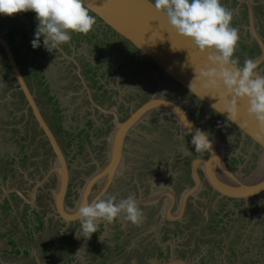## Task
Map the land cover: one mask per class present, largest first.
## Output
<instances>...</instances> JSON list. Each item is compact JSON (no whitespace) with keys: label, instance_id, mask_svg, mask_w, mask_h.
<instances>
[{"label":"rangeland","instance_id":"1","mask_svg":"<svg viewBox=\"0 0 264 264\" xmlns=\"http://www.w3.org/2000/svg\"><path fill=\"white\" fill-rule=\"evenodd\" d=\"M243 2L245 5H241L240 9H238L234 1L221 0L222 5L233 10L234 15L231 26L239 29L240 40L234 53V58L239 59L241 66L246 59H251L259 52V46L257 44L252 43L251 49L249 48V40L243 32V26L245 27L247 24L245 17V6L247 7V3L246 1ZM255 4L254 11L256 14L262 15L260 13V3L256 2ZM37 24L36 14L33 11L20 12L12 16L0 14V34H3L9 40L10 44L13 45L12 49L16 54L18 64L21 66V71L23 70L22 73L26 77L24 78L27 84H29L28 86L34 93H38V98H36L40 103V107L43 109L42 113L44 118L49 124L53 125L54 120L52 119L53 121H51V117H57L56 123L58 127L55 125L54 130L55 132L59 131L62 136L60 139L61 148L68 150L66 159L70 168L69 188L78 191L81 189L85 178L95 168V166L88 168V160L95 158L96 153H100L97 147L91 148L87 145H83L82 147V134L86 135V138H90L92 141L91 145H93L98 141L97 139L94 140L99 133L98 128L105 127L103 130H100L101 132L108 131L105 135L110 130L108 126L102 123V119L98 118V113H93L91 108L97 102L95 99L89 102L91 97L88 94L94 89L98 90L103 96L110 97L109 104L107 102L102 103V108L106 106L109 109L115 110V105L123 102L122 106L119 107V109L121 108V112L124 106H128V103L134 105L136 102L153 95H161V97L167 96L174 99L175 94H173L172 89L169 90L160 74L155 72L142 57L137 55L127 44L106 30L98 22H96L93 30L87 35L76 32L70 33L72 37L70 45H74L75 57L72 56L73 58L71 59L74 64L64 63V65H67L65 72L58 67L60 64H57V61L61 60L54 58L57 56L56 53H48L49 51L43 46L42 36L40 38V47L35 49H42L46 52L44 57L46 66L42 68L31 67L26 61L29 58V49L33 48L31 41L35 38L34 33ZM257 24H259V21ZM259 27L261 30V24ZM65 46L67 44L60 45V50H63ZM80 56L87 62L84 64L85 67L81 64ZM261 67L264 74V61ZM4 68H7V66L3 52L0 49V147L7 150V153L13 157L14 163L10 164L19 167L18 170L21 172L18 174V171H11L13 173L12 177H15L14 180L17 182L18 189H16L23 193V195L26 194L24 196L28 199V197L33 196V188L43 178L45 171L49 167L50 161L52 160V153L48 149V145L40 135V132H37V135H31L32 129H36L33 122H31L32 126L30 124L27 126L23 125L25 118L29 117L31 119L29 111L24 107L22 111L27 113L26 117L24 116L22 119L20 118V121L6 126L2 124L6 119L10 120L13 118L14 120H18L19 116L17 114H20V110L16 108H18L17 105L23 104V99L17 103L18 94L10 95L12 90L16 91L14 89L16 84L10 72L7 75L3 74L4 71H1V69ZM65 75H67L66 78H64ZM90 75L95 76V78H85V76ZM77 77H80L81 80ZM83 78L89 81V85H79L80 83H86ZM41 91L44 94H41ZM52 92L57 97H52ZM10 96H12V99ZM56 99L61 101L62 106L67 107L62 112L63 116L60 120L58 119L60 117V114H58L59 110H56ZM120 99L124 101H120ZM111 100H115L116 102L113 103ZM187 106L192 111L195 121L201 124L207 133L216 135L217 146L221 148L223 154L228 159L230 168L232 170H237L238 168L241 172L244 170L246 174L251 171L254 167L258 151L255 150L251 153L250 141L240 136L234 129L224 121L218 119L214 114L210 112L204 113L199 104L187 103ZM8 108L14 109V117L10 114L7 115ZM85 109L89 110V115L94 121V124L89 128H84V131H81L78 130V127L81 128L85 123V119H87L85 113L83 114ZM121 112L119 111L120 115ZM151 114L140 125L136 126L137 131L130 133L134 141L128 139L125 142L126 148L124 150L125 157L123 163L125 167L122 169L119 177L115 179L116 181L113 186L109 189L111 190L109 194H115L116 191H124L128 183L124 178L125 176L128 177V175H132L134 172L136 173L137 170L140 172L143 169L151 170L149 173L153 179L158 178L162 181H168L169 185L175 189L176 200L172 208L177 209V196L186 184L189 183L187 161L199 152L189 151V154L186 156V149H184V142L186 141L182 140L184 134L179 131V127H176L174 123L173 125H159V117L156 116L159 112H156V115L154 113ZM162 121L164 120L161 119L159 122ZM94 126L97 128H94ZM4 127L19 129L18 131L21 133L23 139L16 138L14 140V138H10L9 135L11 134L4 131L2 129ZM24 127L26 128L23 129ZM84 127H87V125H84ZM63 130H66L67 133H63ZM137 132L143 133L144 137L141 138L140 135L136 134ZM141 155L145 156L146 159H141ZM97 158L93 161L96 165L104 159L99 156ZM181 173H183L182 179L178 177ZM142 179V176H140V180ZM53 185L54 183L52 184V182L50 184L48 182H42L37 185L38 193L41 192L45 198V200H42L44 201V208H49L50 206V190L53 188ZM129 193H131V190L130 192H124L122 195L117 196V201L126 198ZM212 194L214 193H202L197 194L195 196L196 198H189L184 213V217L189 221L185 231L179 232L176 230L169 232L165 230L164 228L167 226L170 227L173 225V222H169L166 219L158 221L154 213V216H150L151 218L145 223V226H142L140 233L142 230L144 232L135 237L137 233L135 229V231L126 237V241L128 242L126 244H120L121 249H124L127 245L128 249L133 246L132 249L134 248V250L131 254L137 256V253H140L139 249L144 246L151 248L146 249L149 252L142 255L143 259L148 262L146 264H163L169 255L185 258L191 264H264V194L256 198V204L260 207L259 210H255L253 203L251 209L245 208L243 210V206H240L241 203L238 202L239 207L238 205L235 206L234 212L226 211L223 204L218 205ZM38 196H36L37 201ZM70 196L73 200L76 193L73 195L70 194ZM144 201L147 200L145 199ZM15 204L17 206V203ZM35 204L37 205V202ZM164 204L165 202L158 204L160 211L164 208ZM260 210L262 211V217L258 221V213ZM214 211L218 212L213 213ZM212 213L214 216L213 219H210ZM33 215L34 212L31 211L32 218ZM209 216L211 217L209 218ZM2 217L4 216L2 215ZM120 217L123 219L125 215L121 213L117 220ZM142 220H146V218ZM29 221L34 223L32 219H29ZM40 222H42V219H40ZM239 223H241L240 226ZM44 224H42L41 229L37 233H43ZM109 224L111 223L102 221L98 228L101 231L97 232L92 242H88L81 235V221H79L78 231H76V243L69 246L67 251V254L74 259L69 264H73L75 261H78L77 264H133V255L124 258V255L118 252L115 255L111 253V256L104 257L103 259H99L100 257L97 256L100 250V248L95 249L98 246L97 240L101 242L102 237L106 236L107 230L105 229H108ZM206 224L215 227L211 230V228L205 227ZM51 228L52 226L49 225L46 229L47 233L51 231ZM23 232L25 234L23 233L21 235L20 244H17L15 241H13L12 245L8 244L10 247H15L18 250L20 245L24 246L25 249H23V252L20 250L15 254H11L7 247H4V240L0 237V264H57L54 261V257L46 256V253L50 254L53 252V246H50L51 238H48L47 244L36 245L33 243L35 237L31 239L24 227ZM69 233L74 234L72 230H68L67 234ZM61 234L57 237L60 238ZM63 242L62 237L61 244ZM130 242L133 245H130ZM45 247L46 251L43 249ZM167 247L170 250L168 253H166ZM25 250L27 252L26 254ZM163 251L165 252L163 253ZM230 254L232 255L230 256ZM92 256L95 258L92 259Z\"/></svg>","mask_w":264,"mask_h":264},{"label":"water","instance_id":"2","mask_svg":"<svg viewBox=\"0 0 264 264\" xmlns=\"http://www.w3.org/2000/svg\"><path fill=\"white\" fill-rule=\"evenodd\" d=\"M244 1L247 3L248 25L251 34L259 46L258 54L254 55L251 60L257 65V75H264L261 68L264 61L263 37L253 28L251 1ZM84 3L89 8V13L102 26L123 40L143 60L150 63L155 72H159L162 77L175 84L177 99L173 101L166 97L153 95L129 110L123 120H118L113 112V128L108 138V161L102 166L95 167L85 178L81 189L78 190L79 196L73 200V205L68 207L65 205L64 199L69 185V169L64 153L40 113L39 107L15 62L9 42L0 34V48L3 50L7 66L13 75L16 84L14 88L21 92L26 107L29 108L37 128L42 132L53 154V160L39 183L54 178V185L51 189L54 215L65 223L79 220L80 207L91 203L100 196L119 173V166L123 160L124 135L129 130L136 129L135 126L153 111H158L172 119L179 127V131L190 137V146L194 148L191 144L192 135L195 134L197 128L201 131L203 128L197 125L189 113L186 104L188 100L198 102L204 113L211 112L222 119L240 136L248 139L251 146H256L259 151L254 167L247 174H243L238 168L232 170L227 165L221 148L217 146L216 135L208 133V138L212 141V148L206 152L205 157L196 155L190 160L189 170L192 184L181 191L176 216L182 211L187 198L196 196L203 188V180L218 197L247 200L264 194V131L261 130L254 118L248 116L247 98L238 99V115L237 121L234 123L227 118L224 101L218 100L217 92L203 88V80L194 79L202 69L208 70L213 67L209 62L212 53L201 52L189 38L183 37L171 29L166 16L156 11L153 0H84ZM191 82L192 91L190 92ZM221 90L223 89L221 88ZM95 184L97 186L93 191L92 186ZM165 193L170 198L167 204L172 207L175 196L173 197L169 190ZM136 201L138 202V200ZM147 201L152 204V200ZM148 202L145 203L149 204ZM165 212L167 214V207ZM167 218L175 219V215L171 214V217L167 216ZM163 264L191 263L185 258L170 256Z\"/></svg>","mask_w":264,"mask_h":264},{"label":"clouds","instance_id":"3","mask_svg":"<svg viewBox=\"0 0 264 264\" xmlns=\"http://www.w3.org/2000/svg\"><path fill=\"white\" fill-rule=\"evenodd\" d=\"M154 6L157 12L166 16L171 29L189 38L201 52L212 53L209 62L213 67L202 69L194 79L203 80V88L217 92L218 100L224 101L227 118L235 123L237 101L247 98L248 116L254 118L264 131V75H257V65L253 60L246 59L241 66L239 59L234 58L240 37L239 29L231 26L233 10L222 5L221 0H154ZM27 11L35 12L38 21L32 47H40L42 36L43 46L49 52L70 43L71 32L87 35L96 24L84 0H0V14L12 16ZM189 88L191 92L192 82ZM16 92L21 94L18 90ZM22 99V108L32 116L23 96ZM39 132L47 144L42 132ZM191 144L195 152H208L212 148L208 133L199 128L192 135ZM118 195L101 193L91 203L80 207L78 218L83 237L90 238L98 231L102 221L112 223L121 213L133 225L142 221L143 211L138 207L135 194L129 193L126 198L117 201Z\"/></svg>","mask_w":264,"mask_h":264},{"label":"crops","instance_id":"4","mask_svg":"<svg viewBox=\"0 0 264 264\" xmlns=\"http://www.w3.org/2000/svg\"><path fill=\"white\" fill-rule=\"evenodd\" d=\"M231 1H234L235 4H237L238 9H240V6L244 4V2H243L244 0H231ZM250 1H251L250 6H251L252 19H253V28H254L255 32H257L260 36H262L264 38V0H250ZM256 2L260 3V6H261L260 13L262 15H259L258 13L256 14V12L254 11V7L256 5L255 4ZM241 9H242V7H241ZM245 13H246L245 17L247 20L246 21L247 24L245 27L243 26V28H244L243 32L245 33V35H247V38L249 40L248 43H250L252 41L253 36L251 34L250 26L248 25V10H247L246 6H245ZM258 21H259V24H257ZM260 24H261V30L259 29ZM257 25H258V27H257ZM249 48L251 49V45L249 46ZM74 51H75L74 45L71 46L70 43H68L67 46H65V48H63V50H60V47H59L57 50L54 49L53 51L48 52V53H53V52L56 53L57 56L54 58L61 60V61H57V64H60L58 67H60V69H63V71L65 72V69L67 70V67H66L67 65H64V63L74 64V62H72V60H71L73 57H75ZM45 53L46 52L42 49H33V48L29 49V51H28V54H29L28 55V57H29L28 62L33 63V65L31 64V67L33 66V67L42 68L43 66H46V62H44L45 61L44 60ZM30 63H29V65H30ZM85 78H90V76H85ZM118 78H119V74H118ZM78 79H80V77ZM29 89H30V87H29ZM30 91L35 97L38 98V96H37L38 93H34L31 89H30ZM42 93L44 94L43 91H41V94ZM47 93L50 94L49 91H47ZM16 94L20 95V93L14 91V90H12V92H10V95H16ZM51 96L56 97V95H53V92H52ZM10 97L12 99V96H10ZM18 97L20 99V96H18ZM90 101H93V100L90 99ZM93 106L98 107V108H102L101 105H99V103L95 104ZM18 109L20 110V114H17L19 116L18 120H14L13 118H11L10 120L6 119L3 121V123L2 122L1 123L4 124V126H6V125H9L11 123H16V122L20 121V118L22 119L24 116L25 117L27 116V114H25L26 112L22 111V109H23L22 107H20ZM9 114L12 115V117H14L15 111L13 108H8L7 115H9ZM22 114H23V116H22ZM28 119H29V117L25 118L24 123H23L24 126H27L25 121ZM31 120H33L32 116H31ZM21 122H22V120H21ZM13 128L14 127H11V128L4 127L2 129H4V131L8 132L9 134H11V135H9V137L14 138V140H16V138L17 139H21V138L23 139V137H21V133L18 131L19 129H16V128L13 129ZM25 128L26 127H24L23 129H25ZM86 128H89V125ZM123 150H125L124 147H123ZM7 152H8L7 150H4L0 147V237H2L4 240V247H7V249L9 250V252H11V254H15L17 251H20V250H22V252H23V249H25L23 245L19 246V250L16 249L15 247H10L9 245H12L13 241H15L17 244H20V240H21L20 237L24 233L23 232V227H24L27 230V233H29V236L31 239L35 237L33 239V241H34L33 243H35L36 245L42 244V243L47 244L48 238H51V240H50L51 245L50 246H53V248H52L53 252L50 254L46 253L47 257H54V261L57 264H69V263H71L74 259L69 254H67L68 247L66 248L64 246V242H63V244H61V238L63 235H61L60 238L57 237L59 235V232H60V234L62 232L60 226H62L63 221L54 215L55 212L53 209V198H52L51 193H50V197H51L50 206H49V208L45 209L44 206L39 204V201H41V202H43V201L39 200V199H38V201L36 200V198H37L36 196H38V194H39L38 189H37L38 184L35 186V190H32L33 196L32 197L27 196L28 199L24 196L26 194L23 195V193L19 192V190H17L18 189L17 182L14 180L15 177H12V175H13L12 172L18 171V174H19L21 171L18 170L19 167L11 165L14 163V159ZM123 153H125V151ZM140 158L146 159V157L143 155H141ZM123 163H124V154H123V160L119 166V169H120L119 173L117 174V176L114 178V180L111 182V184L108 187H112L116 181L115 179H117L119 177V175L121 174L122 169L125 167V166H123ZM146 169H147V166H146ZM150 171L151 170H149V171L144 170L145 174L142 175V174H140V171L137 170L136 173L134 172L132 175H128V177L125 176L124 178L126 181H128V183H127L124 191H116L115 190L116 191L115 194L118 193L119 194L118 196L122 195L124 192H126V193L130 192V190H131V193L135 194V199L138 200V202H137L138 207L143 211V218H146V220H142L138 225H133L130 221H126L125 217L123 218V220H122V217H120V219L117 220L116 223L112 222L111 224H109L108 226L110 227V229H109V227H108V229H105V230H107L106 236L102 237V241L99 242L100 250L98 251L99 253L97 255L100 257L99 259H101V258L103 259L104 257L111 256L112 255L111 253H114V255H115L116 253L119 252V253H121V255H124V258H128L131 255H133L134 256V259H132L133 264H146V263H148L146 260L143 259L142 255L144 253L149 252L146 249H151V248L144 246L143 248L139 249L140 253L142 252V254L137 253V256H136L135 254H131V252L134 250V248L132 249L133 246L128 249V245H127V246H125V248H124L125 250H124V249H121L122 247L120 244H126L128 242V241H126L127 240L126 237H128V235H130L131 232L135 231V229L137 230L135 237H137L139 234L144 232V230H142V232L140 233V230H141L142 226L144 227L145 223H147L149 221V219L151 218L149 216L150 213H148V216L150 218L147 216V209H149L152 206L156 210L157 205L159 203L161 204V203L165 202V204L163 205L164 208L160 211L159 205H158V209L156 210L157 214L155 212V218L158 216V221H162L161 219H166L167 221L170 222V221H174L175 219L178 221H180L183 218L185 219L184 214H183L184 209H182V211L180 212L179 215L175 216V219H168L167 218L166 212H165L166 207H167L168 212L170 214L175 215V212L177 213V209H173L171 207V205L166 204L167 200L170 198L167 197V193H165V191L169 190L171 192L172 196L174 197L173 187L171 185H169L168 181H162V180H159L158 178L153 179V177L149 173ZM140 176H142V178H143L142 180H140ZM190 184H191V182L189 179V183H187L186 186H188ZM13 187H14V189H13ZM108 187L103 192L106 195L109 194V192H107ZM93 191H95V189H93ZM190 197H192V196H190ZM193 198H196V197L193 196ZM145 199L146 200L150 199V201L152 200L151 201L152 204L149 203L148 201H144ZM12 202H13V204H12ZM35 202H37V205L40 208L35 204ZM145 202L146 203L148 202L149 204H146ZM174 202H175V200H173L172 203H174ZM15 203H17V206ZM31 211L34 212L33 218L31 217ZM2 215L4 217H2ZM152 216H154V215H152ZM39 217H41V218H39ZM29 219L34 220L33 221L34 223L29 221ZM40 219H42V222H40ZM43 223H45L43 233L42 232L37 233V231L41 229V226ZM49 225H51L52 228H51V231L49 233H47L46 229L49 227ZM78 227L79 226H75L74 232L78 231L77 230ZM113 227H116L118 230H113ZM129 227H131V228L129 229ZM98 231H99V229H98ZM109 231H110V233L111 232L113 233L112 237H114V239L112 237H110L111 235H110ZM51 233H52V235L50 237ZM65 233L66 232H64L63 234H65ZM121 236H122V238H121ZM74 243H76V241ZM5 244H6V246H5ZM71 245H69V246H71ZM130 245H133V244L130 242ZM155 245H157V244H155ZM43 249H44V251H46L45 250L46 247ZM123 250H124V252H123ZM26 253L27 252L25 250V254ZM29 253L31 254L30 250H29ZM170 256L171 255L168 256L167 260L169 259ZM94 258L95 257L92 256V259H94ZM141 259L144 261H142ZM125 260H127V259H125ZM167 260H165V262ZM49 263H51V262H49ZM77 263H78V261H75L73 264H77Z\"/></svg>","mask_w":264,"mask_h":264},{"label":"flooded vegetation","instance_id":"5","mask_svg":"<svg viewBox=\"0 0 264 264\" xmlns=\"http://www.w3.org/2000/svg\"><path fill=\"white\" fill-rule=\"evenodd\" d=\"M90 14V13H89ZM91 15V14H90ZM96 19V18H95ZM96 22H98L99 23V21L96 19ZM101 25V24H100ZM113 34V33H112ZM113 35H115V34H113ZM1 36L2 37H4L5 38V36L3 35V34H1ZM116 36V35H115ZM117 37V36H116ZM117 38H119V37H117ZM6 39V38H5ZM120 39V38H119ZM121 40V39H120ZM8 42H9V40H7ZM122 42H124L123 40H121ZM263 41H264V38H263ZM125 43V42H124ZM252 43H254L255 45H256V42L254 41V39L252 38V41L249 43L250 45L252 44ZM9 44H10V42H9ZM126 44V43H125ZM248 44V45H249ZM249 45V46H250ZM10 46H11V49L13 48V45L12 44H10ZM128 46V45H127ZM1 49V51L3 52V50H2V48H0ZM133 50V49H132ZM12 53H13V56H14V59H15V62H16V64L18 65V67H19V69L21 68V66H20V64H18V59H17V57H16V54H15V52H14V50L12 49ZM19 54V53H18ZM137 54V53H136ZM3 55H4V53H3ZM19 58V57H18ZM4 59H5V64H6V66H7V62H6V58H5V55H4ZM20 59V58H19ZM80 61H81V64L84 66V64L85 63H87L86 61H84V59H83V57H81L80 56ZM146 61V60H145ZM26 62H28V61H26ZM147 62V61H146ZM28 63H30V62H28ZM148 63V62H147ZM31 64L33 65V63H30V66H31ZM150 66H151V64L150 63H148ZM85 67V66H84ZM152 67V66H151ZM8 69V70H7ZM7 69L6 68H4V69H1V71H4V75L6 74H8L5 70H7L8 72H10V69H9V67L7 66ZM152 69H153V67H152ZM154 70V69H153ZM20 71H21V69H20ZM23 71V70H22ZM22 71H21V73H22ZM87 71H89V69H87ZM64 72V71H63ZM262 72H263V69H262ZM11 73V72H10ZM158 74H160L159 72H157ZM12 74V73H11ZM22 75L25 77V75L22 73ZM160 76L162 77V75L160 74ZM12 77H13V75H12ZM23 77V78H24ZM26 78V77H25ZM64 78H66V75L64 76ZM78 78V77H77ZM90 78H95V76H92V75H90ZM163 78V80H164V82H165V84H167V86H168V88H169V90H171L172 89V92H173V94H175V98L174 99H172V98H170V97H167V96H162V97H166V98H168V99H170V100H173V101H175L176 99H177V88H176V86H175V84L172 82V81H170L169 79H167V78H164V77H162ZM84 80L86 81V83H84V84H82V83H80L79 85L80 86H83V85H89V81L88 80H86L85 78H84ZM25 81H26V79H25ZM26 83H27V81H26ZM27 85H29V84H27ZM115 93V95H117L116 94V92H114ZM33 95V94H32ZM91 98V100L93 99H95V101L97 102H95L96 104H100V105H102V103H104V102H107L108 104H109V99H110V97L109 98H107V97H105V96H103L98 90H92L91 91V93L90 94H88ZM20 96V99H19V97H17V103H19V101H21L22 100V96L21 95H19ZM154 96H158V95H154ZM159 96H161V95H159ZM57 97V96H56ZM150 97V96H149ZM149 97H147V98H145V99H143V100H140V101H138V102H136L134 105H131L130 103H128V106L127 107H125L124 106V109L122 110V112H121V108L119 109V107L120 106H122V104H123V102H120V103H118L117 105H115L116 107H115V110L114 109H109V107H106V106H104V108H98V107H95V106H93L91 109L93 110V113H98V118L99 119H102V123L103 124H105L106 126H108L109 128H110V130H109V133H110V131L112 130V128H113V119H114V117H113V112L116 114V116H117V119L118 120H123L127 115H128V112H129V110H131V109H133L134 107H136V106H138L140 103H142L143 101H145L146 99H148ZM184 97V96H183ZM33 98H34V100L36 101V103H37V105H38V107H39V110H40V113H41V115H42V117L44 118V116H43V113H42V108L40 107V103L38 102V100H37V98L33 95ZM118 99V98H117ZM89 100V99H88ZM90 101V100H89ZM113 103H115L116 101L115 100H111ZM110 101V102H111ZM120 101H124V100H122V99H120ZM56 103V110H59V113L58 114H60L59 116L60 117H58V119L60 120L61 118H62V116H63V114H62V112L64 111V110H66L67 109V107L66 106H62L61 105V101L60 100H58V99H56V101H55ZM86 102H87V98H86ZM187 103H192V104H199L198 102H196V101H194V100H189V102H186V104ZM108 106V105H107ZM199 106L201 107V109H202V106L199 104ZM102 107V106H101ZM119 111L121 112V115L119 114ZM188 111H189V113L191 114V116L193 117V119H194V116H193V113H192V111L189 109V107H188ZM156 112H158V111H153V112H151L152 114L154 113L155 115H156ZM85 113V116H87V119H85V123H84V125H89V127L91 126V125H93L94 124V121L92 120V118L90 117V115H89V110H84V112H83V114ZM150 113V114H151ZM209 113V112H208ZM211 113V112H210ZM25 114H27V113H25ZM149 114V115H150ZM151 114V115H152ZM89 115V116H88ZM148 115V116H149ZM96 117H97V115H95ZM124 116V117H123ZM157 117H159V119H158V123H159V125H166V124H168V125H173V123H174V125L177 127V125H176V123L171 119V120H169V118H167L166 117V115H164V114H161V113H159L158 115H156ZM217 117V116H216ZM98 118H96V119H98ZM218 119H220L219 117H217ZM45 119V118H44ZM146 118H144L143 120H145ZM161 119H163L164 121H162V122H159ZM143 120L141 121V122H139L137 125H140L142 122H143ZM221 121H223L222 119H220ZM45 121H46V119H45ZM194 121H195V119H194ZM31 122H33L34 124H35V127H36V129H32V131H31V135H37V132H39V130H38V128H37V124H36V122H35V120L33 119V120H31V119H28V120H26L25 121V123L28 125V124H30L31 126H32V123ZM196 122V121H195ZM46 123L48 124V126H49V128L51 129V131H52V133L54 134V136H55V138H56V141H57V143H58V145L60 146V139H61V134H60V132L58 131V132H55V130H54V126H55V123H53L54 125H51V124H49L47 121H46ZM197 123V122H196ZM84 125L81 127V128H79L78 127V130H81V131H84V128H86V127H84ZM136 125V126H137ZM197 125L198 126H202L201 124H199V123H197ZM135 126V127H136ZM149 127V126H148ZM94 128H97L96 126H94ZM105 127H100V128H98V135H97V137H95L94 138V140L95 139H97L98 141L96 142V143H94L93 145H91L92 144V141L90 140V138H86V135H84V134H82V136H81V141H82V147H83V145H87V146H89V147H91V148H95V147H97V150L98 151H100V153L98 154V153H96L95 154V158H90L89 160H88V168H93L94 166L95 167H97V166H102L103 164H106L107 163V161H108V142H109V133L108 134H106L105 135V133H107L106 131L105 132H101L100 130H103ZM203 128V127H202ZM135 131H137L136 129H132V130H129L128 131V133H126L125 135H124V137H123V142H124V144H125V142L129 139L130 141H134V138L130 135V133H134ZM203 131L204 132H206L204 129H203ZM63 133H67V131L66 130H63L62 131ZM220 132V131H219ZM207 133V132H206ZM137 135H140V137L141 138H143L144 137V135H143V133H136ZM106 136V137H105ZM132 137V138H131ZM240 137V136H239ZM183 141H186V142H184V145H185V147H184V149H186V156L189 154V151H193V152H195V149L192 147V146H190V137L189 136H187V135H185L184 134V136H183V139H182ZM76 141H77V139H76ZM48 144V143H47ZM69 145H71V144H69ZM48 147V146H47ZM61 147V146H60ZM123 147L124 148H126V146L125 145H123ZM48 149L50 150V148L48 147ZM62 149V152L64 153V156H65V159H66V153H67V151L68 150H65L64 148H61ZM255 150H257V151H259L258 150V148L256 147V146H251V153L252 152H254ZM178 151H180V150H178ZM51 152V151H50ZM124 154V157H125V153H123ZM196 155H198V156H201V157H205L206 156V152H203V151H201V152H199L198 154H195L193 157H195ZM224 155V154H223ZM97 156H99V157H103L104 159L103 160H101L100 162H99V164L98 165H96V163L95 162H93L94 161V159H96L97 158ZM192 157V158H193ZM52 158H53V155H52ZM185 158H187V157H185ZM192 158H190L188 161H187V168H188V179H190V182H191V184H192V179H191V176H190V170H189V163H190V160L192 159ZM224 158H225V161H226V163H227V165L230 167V164H229V161H228V159L226 158V156L224 155ZM98 159V158H97ZM67 160V159H66ZM68 163V162H67ZM68 169H69V173H70V168H69V165H68ZM144 170L145 169H143L141 172H140V174H142V175H144L145 173H144ZM244 171V170H243ZM242 171V173L243 174H246V171H244L243 172ZM147 173V172H146ZM199 173H200V170H199ZM70 175V174H69ZM200 175L202 176V174L200 173ZM182 176H183V173H181V174H179V176L178 177H180L181 179H182ZM177 178V177H176ZM69 179H70V176H69ZM178 179V178H177ZM45 182H48L49 184L52 182V184H53V182H54V180H53V178H49L47 181H45ZM190 184V185H191ZM45 185H46V183H45ZM96 184L95 185H93L92 187L93 188H96ZM202 186H203V188L202 189H200L199 190V192L197 193V194H202V193H204V194H207V193H209V192H212V193H214V194H212L214 197H215V202L216 203H218V205H220V204H223V207L226 209V211L228 210V211H233L234 212V210H235V206H237L238 205V207H239V204H238V202H240L241 204H240V206H243V210H245V208L246 209H251V207H252V203L254 204V207H255V210H259V206H257L258 204H256V198H252V199H247V200H243V199H232V198H226V197H218L217 196V194L215 193V192H213L212 190H211V188L206 184V182L203 180V182H202ZM70 187V180H69V185H68V188H67V191H66V194H65V199H64V203H65V205H67V206H72L73 205V200H76L77 199V197L79 196V193H78V191H76V190H71L72 188H69ZM111 187H108V190H107V192H109V191H111V190H109ZM69 189V190H68ZM184 189V188H183ZM182 189V190H183ZM113 190H114V188H113ZM176 190H177V188H176ZM181 190V191H182ZM173 191H174V196L176 195V191H175V189L173 188ZM205 191H207L206 193H205ZM76 193V196H75V198H73V200H72V198H71V196H70V194L71 195H73V194H75ZM181 193V192H180ZM39 196H38V199L39 200H45V198L43 197V195H42V193L40 192L39 194H38ZM193 197V196H192ZM189 198L190 197H188L187 198V200H186V202H185V204H184V206H183V209H184V212H183V214L185 213V207L187 206V204H188V200H189ZM175 200H176V198H175ZM177 200H178V208H177V211H178V209H179V196H177ZM255 200V201H254ZM44 202V201H43ZM43 202H41V201H39V204H41V205H43L44 206V203ZM70 203V204H69ZM167 203H169V199H168V201H167ZM166 203V204H167ZM46 209V208H45ZM262 209V208H261ZM157 210V209H156ZM156 210H155V208L152 206V207H150L149 209H147V216H148V213H150V215L149 216H152V215H154V213L156 212ZM254 210V211H255ZM224 211V210H223ZM216 212H218V211H214L213 213H216ZM240 212V211H239ZM213 213L211 214L212 215V217L211 216H209V218L210 219H213ZM261 213H262V211L260 210L259 211V216H258V221L261 219ZM168 214V215H167ZM167 214H166V216H170L171 214L169 213V212H167ZM176 212H175V216H176ZM148 216V217H149ZM160 217V216H159ZM208 217V216H207ZM230 217V216H229ZM150 218V217H149ZM183 218V217H182ZM123 220V219H122ZM157 220H158V216H157ZM116 221H117V219L114 221V223H116ZM126 221H128L127 219H126ZM170 222H173V225H171L170 227H165V225H164V229L165 230H167V231H169V232H174V231H176V230H178L179 232H183V231H185V229H186V227L188 226V223H189V221L188 220H186V218L184 219H181L180 221H178V220H174V221H170ZM175 223V224H174ZM179 223V224H178ZM241 225V223H239V226ZM75 226H79V220L77 221H72V222H67V223H65V222H62V226H60V228H61V235H63L62 237H63V240H64V246L67 248V247H69V245H71V244H73L75 241H76V239H77V233L76 232H74L75 231ZM205 227H207V228H211V230H213V228L215 227V226H213V225H210V224H206L205 225ZM128 228V227H127ZM68 230H72L73 231V233L74 234H72V233H69V234H67L68 233ZM113 230H118L116 227H113ZM99 231H101L100 229H99ZM64 232H66L65 234H63ZM112 233V232H111ZM110 233V235H111V237L113 236V233L111 234ZM59 234H60V232H59ZM97 234V232L96 233H92V235H91V237L90 238H87V240H88V242H92L93 241V238H95V235ZM116 236V235H115ZM113 239H114V237H112ZM97 244H98V246L95 248V249H99V246H100V244H99V241L97 240ZM42 245H44V243H42ZM168 249L166 250V253H168L170 250H169V247H167ZM165 251H163V253H164ZM232 254H230V256H231ZM172 256V255H171ZM173 257H179V256H173ZM164 263V262H163Z\"/></svg>","mask_w":264,"mask_h":264},{"label":"trees","instance_id":"6","mask_svg":"<svg viewBox=\"0 0 264 264\" xmlns=\"http://www.w3.org/2000/svg\"><path fill=\"white\" fill-rule=\"evenodd\" d=\"M104 27V26H103ZM105 28V27H104ZM106 30H108V29H106ZM109 31V30H108ZM112 33V32H111ZM7 69V68H6ZM8 70V69H7ZM6 70V72L8 73V71ZM18 106V108H20V107H22V104H19V105H17ZM18 108H16V109H18ZM54 120V123H55V125H57V127H58V124L56 123V120H57V117L56 118H54V117H51V121H53ZM54 125V124H53ZM22 139V138H21ZM10 163V162H9Z\"/></svg>","mask_w":264,"mask_h":264},{"label":"bare ground","instance_id":"7","mask_svg":"<svg viewBox=\"0 0 264 264\" xmlns=\"http://www.w3.org/2000/svg\"><path fill=\"white\" fill-rule=\"evenodd\" d=\"M168 201V200H167ZM166 209V208H165ZM173 216V215H172ZM169 217H171V215L169 216Z\"/></svg>","mask_w":264,"mask_h":264}]
</instances>
